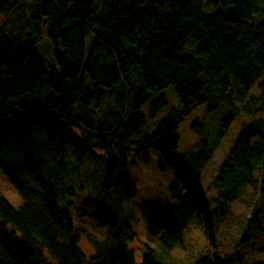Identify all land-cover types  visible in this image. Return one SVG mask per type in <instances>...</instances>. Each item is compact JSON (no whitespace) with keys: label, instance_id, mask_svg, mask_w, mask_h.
<instances>
[{"label":"trees","instance_id":"trees-1","mask_svg":"<svg viewBox=\"0 0 264 264\" xmlns=\"http://www.w3.org/2000/svg\"><path fill=\"white\" fill-rule=\"evenodd\" d=\"M0 18V171L23 199L0 196V264H177L193 221L209 246L192 264H264V0H0ZM168 87L181 106L148 131L142 107L157 116L167 99L150 92ZM206 104L226 111L219 136L197 121L201 138L180 162L163 153L178 180L169 199L144 202L157 246L139 253L132 157L178 149L181 123ZM240 109L251 120L205 191L203 171ZM88 218L108 227L103 240L78 226ZM227 222L234 249L223 251Z\"/></svg>","mask_w":264,"mask_h":264},{"label":"rangeland","instance_id":"rangeland-1","mask_svg":"<svg viewBox=\"0 0 264 264\" xmlns=\"http://www.w3.org/2000/svg\"><path fill=\"white\" fill-rule=\"evenodd\" d=\"M209 11V10H208ZM2 19L0 18V21ZM52 45L49 43L46 35L40 44L41 54L48 61H53ZM47 50L49 53L47 54ZM264 83V78L260 81V85ZM259 85V86H260ZM259 86L252 92L253 94L260 95ZM151 98H159L164 95L167 99V105L161 110L157 116L150 115L151 104L147 103L142 107V113L147 116L148 120V131H153L157 127L159 122L165 119L170 111L174 107L181 106L180 98L176 92H174L172 87H168L162 90H153L150 92ZM222 110L217 112H209L208 104L202 105L196 110H194L190 115H188L185 120L181 123L178 135H180L179 148L176 150H171L164 146L163 150L156 147H145L142 152L135 154L132 157L131 164L129 165V177L137 187L138 195L132 201V205L129 210H132L134 218L131 220L130 225L132 226V232L136 235L135 246L138 252H141V248H144V244H149L152 247L157 246V240L149 237L147 232V227L143 218L142 206L145 201L149 200L151 202H156L159 200H167L170 197V186L175 184L178 179L175 176V170L167 169L164 171L160 163H165L166 159L163 157V153L168 152L174 157L175 161L180 159L181 154H186L191 150L197 141L200 140L201 135L196 134L194 131V126L196 122L199 121L204 126V131L208 135V139L211 141V137L216 139L219 136V130L222 128V119L224 116ZM251 115L243 110H239L236 118L227 134L221 139V145L215 151L214 157L208 163L200 180V187L209 191L210 186L220 170L222 163L225 161L227 154L234 147V143L238 139L241 130L250 122ZM203 136V135H202ZM180 162V161H178ZM168 168V167H167ZM178 177V176H177ZM0 196L6 197L13 206H20L23 203L22 197H20L17 188L12 185L7 176L0 171ZM232 220L242 222L246 224L245 215L235 214L231 216ZM79 227L84 228L91 236L96 237L99 240H103L108 234L109 229L103 223L97 225L92 219H81L77 222ZM233 222H227L222 227H220L218 236V243L221 250H232L234 249V235L232 231ZM80 246L85 250L87 254H92L94 251L93 245L90 243L88 238L84 234L80 236ZM204 232H202L201 225L193 221L189 229L186 231L185 238L182 245L178 247L174 252V260L177 264H192L194 260L202 257L206 253L205 249L208 245V239ZM207 242V243H206ZM174 263V261H173ZM175 264V263H174Z\"/></svg>","mask_w":264,"mask_h":264}]
</instances>
